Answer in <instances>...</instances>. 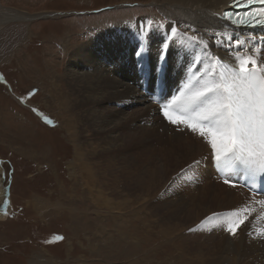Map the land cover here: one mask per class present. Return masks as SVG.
I'll return each mask as SVG.
<instances>
[{
    "label": "rangeland",
    "instance_id": "obj_1",
    "mask_svg": "<svg viewBox=\"0 0 264 264\" xmlns=\"http://www.w3.org/2000/svg\"><path fill=\"white\" fill-rule=\"evenodd\" d=\"M0 1L4 7L0 42H11L16 38L17 29L25 30L24 33L30 35L23 43L20 42L21 37L14 40L13 45L9 44L11 46L0 43V74L7 80V84L0 82V189L3 190L0 192V264H200L199 259L191 258L189 252L185 251L182 258L177 251L180 240L166 244L156 234L158 231H168L166 223L172 221L168 211L177 210L179 203H187L188 194L193 188L192 181L178 180V176H182L181 169L188 164L186 159L182 160V156L190 151L182 132L172 125L140 121L145 117L141 114L135 117L133 113L142 102L133 99L119 103L105 101L111 108L120 110L124 118L132 120L131 124L137 128L128 140L129 150H124L126 144L117 151V155L108 152L101 158L100 167L93 169L97 180L91 188V195L87 184L82 186L80 166L74 165L76 155L79 149L89 155L92 145L96 149L104 146L106 136L94 130L86 120L75 122L71 107L69 112L63 111L62 128L58 127L59 123L41 125L39 117L32 118L31 115V110L36 109L37 113H44L48 119L58 122L49 115L56 110V106L47 101L39 87L45 79L42 71L44 63L49 59L57 67L56 73L62 75L64 89L75 96L81 82L93 90L102 77L109 76L130 84H135L136 79L147 86L151 98L158 82L178 88L172 82L158 79L153 71L136 77L130 73L126 63L132 58L138 60L133 53L140 48V41L131 35V31L124 30L127 22L149 18L153 29L149 34H163L172 24L174 6L169 0ZM5 12L12 13V16H7ZM14 13L34 19L15 18ZM65 35L63 45L71 46L72 50L77 51L76 56L83 60L78 67L74 66L77 61L70 57L76 51L56 58L52 52L56 49L50 50V39H54L53 44L59 51L62 48L59 45L62 44L61 38ZM7 37L11 40L8 41ZM44 49L48 50V55ZM159 49L160 43L148 50L151 55L158 56ZM31 68H36L40 73ZM33 90L35 95L29 97L28 93ZM21 97H25L27 102L20 103ZM14 104L29 115L18 113L25 122H35H32L34 126L28 128L29 133L18 132L22 130L14 120V115L19 112L13 107ZM74 110H80V105H76ZM112 120L106 118L94 122L102 127H110ZM17 132L22 139L14 135ZM83 136L88 138L87 142L83 141ZM74 138L79 149L72 143ZM22 147L25 148L24 152L20 150ZM130 149L141 150V156L134 150V154L127 155ZM138 158L136 163L141 165L143 162L146 169L157 168L161 172V178L153 190L158 195L153 191L147 192L143 199L132 202V209L137 210L146 203L147 195L150 200L157 199L139 213L148 223L158 226H155L156 232L144 228L138 221L139 217L136 219L135 215L129 214L123 194L116 192L117 196L111 195L106 190L111 186L103 182H110L114 174L133 164H125L126 161H136ZM165 158L172 163L168 167L164 165ZM176 160L178 170L173 166ZM108 165L111 170L107 168ZM210 166L211 161L207 163L208 169ZM216 173L220 181L229 176L228 172L221 174L217 170ZM213 179L209 176V181ZM98 191L105 194L103 199L97 196ZM118 191H122L120 184ZM212 193L216 194V189H212ZM131 199L134 200L133 195ZM99 200L101 202L97 204ZM57 235L65 239L56 241ZM145 251L150 253L147 259L143 257ZM234 256L230 254V257Z\"/></svg>",
    "mask_w": 264,
    "mask_h": 264
},
{
    "label": "bare ground",
    "instance_id": "obj_2",
    "mask_svg": "<svg viewBox=\"0 0 264 264\" xmlns=\"http://www.w3.org/2000/svg\"><path fill=\"white\" fill-rule=\"evenodd\" d=\"M169 1L174 6L171 13L172 24H170V26L176 28L178 33H186L187 37L196 35L197 40L203 37V39H205L210 45L207 52L203 50L202 46H199L190 40H186L184 35H180L174 38L175 40L168 48L167 56L162 59L160 51L161 44L165 40V35L169 34L168 28L165 30V27H163V31L165 30L163 34H148V40L145 42V51L140 55H137L139 48H136L135 54L133 53V56L138 58V60L132 58L130 62L126 63V66L130 73L135 75V77L143 73L146 74L148 71H153L157 74L158 79L162 78L163 80L167 81V83L172 82L178 88H174V85H162L161 82H158L156 84L157 88L154 90V95L151 98L149 95H146L143 92L144 90H147V86L143 85L136 79L135 84H130L109 76L104 77V79L102 77V79L97 82V85L94 86L93 90L81 82L75 96L73 92H68L66 89H64L62 85L63 77L62 75L56 73L57 67L53 64V61L49 59L47 62H45L47 63L46 66L44 63L45 71L43 69L42 71L45 73V79L43 83H40L39 87L43 94L47 97V101L54 103L56 106V110L53 111L54 114L52 112L51 114L50 111V114L48 113L50 117H54L58 121H54L53 123L57 125L59 123L58 127L62 128L61 116H63V111L69 112L71 107V115L76 119L75 122L86 120L94 128V130L101 133L103 136H106V138L103 139V143L105 145L99 147V149L94 148L92 145L89 155H87L84 150L79 149L77 139L74 138L72 140V143L76 146V148L79 149L74 165L75 167L80 166L79 168L82 170L80 172L82 186H86L87 184V189H90L89 191L91 192V195H93L91 188L93 187L94 182L97 180L96 174L92 172L93 169L100 167L101 158L108 152L117 155V151L126 144L127 145L124 150H129L127 148V146H129L128 140L133 137L134 131L137 128L135 125L131 124L132 120L124 118L121 115L120 110L115 107L111 108V106H108L107 103H104L105 101L108 102L110 100L115 103H119L122 100L133 99L135 102H142L137 111L133 113L135 117H138V114H141L145 118L140 119V121L147 120L152 124L159 123L163 125H170L164 119H162L158 109L159 106L157 101L159 100L161 103H164L170 99L173 94H177L178 89L183 87V83L188 81V77L192 75L193 72H195L197 61L203 59V64L199 65L200 71L196 72V76L199 77V75L203 72L204 67L207 66L208 59L211 58L213 54L227 59L228 54L225 48L217 46L219 40L227 39L229 34H231L232 42H234L237 38L247 41L249 36H255L257 48L264 47V44L260 43L261 40H264V29H237L230 24L225 28V22L218 18L223 14V12L231 9L230 5L233 0ZM1 2L2 1H0V21L3 18L1 17L3 14L2 10H4V7L1 6ZM5 14H7V16H12V13L10 12H5ZM14 14H16L14 15L15 18L19 17V19L23 20L34 19V17L27 16L26 14V18L22 17V13ZM4 20H6V18ZM150 22L151 20L149 18L144 20L140 18L136 22H127L124 30L131 31V35L140 41V30L145 27L152 29L151 24H149ZM77 26L82 28L79 24ZM24 32L25 30L20 31L17 29L15 36L16 38H14L11 42L0 43H5L7 46H11L9 44L13 45L14 40H19L20 37V42L23 43L26 41L28 36L27 33L25 34ZM221 32H224L225 35L220 36L218 40L217 36ZM7 39L8 41L11 40L9 37H7ZM64 39H66V35L62 36L61 38L62 44L59 45H61L62 48L59 51L53 44L55 42L53 41L54 39H50L51 42H49V47L51 51L52 49H56L52 51L57 56L56 58L62 57V55L65 56L66 52L69 54L72 51H76L72 50L71 46L65 45V47L63 45ZM16 42L17 41H15V43ZM159 43V55H151L148 49L150 48V50H152ZM250 46L251 43H247L245 48ZM44 50L46 55H48V50ZM76 53L77 51L70 57L77 61L74 63V66L78 67V64H82L83 60H80L79 56H76ZM39 55L41 56L42 54L39 53ZM46 55L45 60L47 59ZM51 57H53V55H51ZM191 61L192 66L187 69ZM39 62L40 61L35 63L38 64ZM56 65L58 66V63ZM31 69L38 74L40 73L36 70V68ZM71 75H73V73H71ZM40 78L42 79L43 76ZM45 81L47 83H45ZM153 102L156 103V106ZM102 104L105 105L101 107ZM76 105H80V110H74ZM18 113L21 112H16L14 115V120L15 123H18L22 130L18 132L23 133L24 131L28 130V128H31L30 126L34 125L32 122H25L24 117H22L25 115L21 113L22 116H20ZM106 118L113 119L110 123V127H102L98 123L94 122L96 120H103ZM123 127L127 128L123 129ZM131 130L133 131L131 132ZM82 139L85 142L88 141L86 136H83ZM183 139L184 142L190 145V151L182 156V160L186 159L188 164L191 163L194 158L197 160L205 159V161H203L196 169L195 179L189 178L193 175L192 173H189L188 177H185L184 175L178 176L179 182L186 180L192 181L193 188L188 194L187 203H179L177 205V210L168 211L169 217L172 220L166 223V228L168 231L156 232V225L153 223H148L145 218L140 217L141 214L139 215L140 211L147 204L151 205L157 199L150 200L149 196L147 195L145 198L146 203L141 208L137 210L132 209V202H137L138 200L143 199L147 192L155 190L161 178V172L159 169H146L143 162L141 165L136 163L139 161V158L136 161L128 160L125 162V164H133L122 168L119 174H114L113 178L110 179V182L102 180L104 183H108L111 186L107 187L106 190L114 196L118 195L116 192L122 193L123 200L126 209L129 210V214L135 215L136 219L139 217L138 221H141V224L144 228L154 229L156 234L160 236L161 239L166 241V244H171V242L177 239L180 240V245H178L177 251L182 255V258L186 251L191 254V258L197 257L199 259V261H197L200 264H264V205L259 203L261 200H264V196H257L245 188L242 183V173L232 174L231 172H228V175L236 184L235 187H231L223 183V181H220L216 173V162L210 158L207 159L209 156L208 148L203 143H201L198 138L193 137L188 132H183ZM22 146L24 147L25 145L22 144ZM23 147L22 151L24 152L25 148ZM132 150L136 151V154L141 156L142 151L136 149H130V151L127 152V155L134 154L132 153L134 152ZM210 161L211 166L208 169L207 163ZM170 164H172L171 161L168 158H165L164 165L168 167ZM173 166L178 170L179 163L177 160L173 163ZM170 167H172V165ZM107 168L111 170L109 165ZM91 172L92 179L90 177ZM209 176L213 177L214 179L209 181ZM89 183L90 185H88ZM119 184L122 187V191H118ZM212 189H216V194L212 193ZM0 192L2 193L3 190L0 189ZM153 193L157 194L155 191H153ZM98 195L102 199L105 196V194L100 191H98L97 196ZM132 195L134 196L133 201L131 199ZM159 197L163 198V196L160 194ZM100 202V200L97 201V204ZM241 205H251L253 210L250 211L245 223L238 228L237 236L235 238L225 231L226 223L217 221L215 219H208L213 217V214H219L227 217ZM146 215L150 216L148 213H146ZM189 229H193V231H189ZM148 254L150 253L147 251L144 252V259H147ZM230 254H234L235 256L230 257Z\"/></svg>",
    "mask_w": 264,
    "mask_h": 264
},
{
    "label": "snow or ice",
    "instance_id": "obj_3",
    "mask_svg": "<svg viewBox=\"0 0 264 264\" xmlns=\"http://www.w3.org/2000/svg\"><path fill=\"white\" fill-rule=\"evenodd\" d=\"M232 6L245 10L240 15L231 11L223 12L218 18L225 22V28L229 24L237 29L264 28V0H233ZM249 8L250 11L247 10ZM152 30L147 27L140 30L137 55L145 51V42ZM168 33L161 44L162 59L167 56L174 38L180 35L202 46L205 52L210 47L203 37L199 40L196 35L187 37L186 33H178L171 26ZM224 35V32L219 33L217 39ZM247 43H251V46L245 48ZM260 43L264 44V40ZM217 46L225 48L227 59L213 54L199 77L196 72L200 71L199 65L203 64V59L197 61L195 72L178 89L177 94L164 103L157 101L159 112L162 119L175 130L188 132L208 148L207 159L216 162L218 172L242 173L248 178L249 186L254 188L257 182L264 180V47L257 48L255 36H249L247 41L237 38L232 42L231 34L227 39L219 40ZM191 66L192 61L187 69ZM0 82L7 84L2 74ZM33 95L35 90L28 93L29 97ZM19 102L23 104L27 101L21 97ZM44 120L49 125L53 124L46 116ZM203 161L205 159L194 158L186 168L181 169V174L188 177L192 173L189 178L195 179L196 169ZM223 183L236 186L230 176ZM259 203L264 205V200ZM252 210L251 205H241L227 217L213 214L208 219L226 223L225 231L235 238L238 228L245 223ZM64 239L62 235L55 237L56 241Z\"/></svg>",
    "mask_w": 264,
    "mask_h": 264
},
{
    "label": "crops",
    "instance_id": "obj_4",
    "mask_svg": "<svg viewBox=\"0 0 264 264\" xmlns=\"http://www.w3.org/2000/svg\"><path fill=\"white\" fill-rule=\"evenodd\" d=\"M14 107H16L17 108V110L18 111H20L23 115H28L26 112H25V110L24 109H21V108H19L18 106H16L15 104H14ZM29 116V115H28ZM32 120V119H31ZM32 122L35 124V122L32 120ZM13 123V122H12ZM45 128V127H44ZM38 129H43V128H41V127H38ZM16 131H17V129H15ZM26 134V133H29V131L28 130H26V131H24L23 132V134ZM14 135H18L17 137L18 138H21L22 139V137H20L21 135L17 132V133H15ZM20 146H22V144H20V143H18ZM20 150H22V148H20Z\"/></svg>",
    "mask_w": 264,
    "mask_h": 264
}]
</instances>
